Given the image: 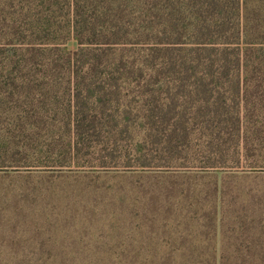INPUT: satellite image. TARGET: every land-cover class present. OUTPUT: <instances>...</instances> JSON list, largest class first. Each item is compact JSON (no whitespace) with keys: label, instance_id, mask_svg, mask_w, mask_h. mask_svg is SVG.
Instances as JSON below:
<instances>
[{"label":"trees","instance_id":"16d2710c","mask_svg":"<svg viewBox=\"0 0 264 264\" xmlns=\"http://www.w3.org/2000/svg\"><path fill=\"white\" fill-rule=\"evenodd\" d=\"M260 117L264 0H0L1 168L248 172Z\"/></svg>","mask_w":264,"mask_h":264},{"label":"rangeland","instance_id":"374dc122","mask_svg":"<svg viewBox=\"0 0 264 264\" xmlns=\"http://www.w3.org/2000/svg\"><path fill=\"white\" fill-rule=\"evenodd\" d=\"M259 165L216 175L0 166V264H173L179 256L150 254L211 251L240 253L231 264H264Z\"/></svg>","mask_w":264,"mask_h":264}]
</instances>
